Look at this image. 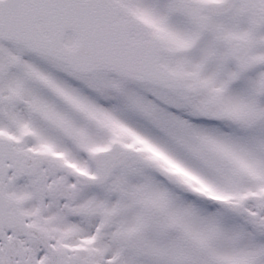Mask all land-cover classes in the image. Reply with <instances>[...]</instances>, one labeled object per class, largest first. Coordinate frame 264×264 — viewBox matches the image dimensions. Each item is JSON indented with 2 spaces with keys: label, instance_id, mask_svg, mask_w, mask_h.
<instances>
[{
  "label": "snow or ice",
  "instance_id": "snow-or-ice-1",
  "mask_svg": "<svg viewBox=\"0 0 264 264\" xmlns=\"http://www.w3.org/2000/svg\"><path fill=\"white\" fill-rule=\"evenodd\" d=\"M0 264H264V0H0Z\"/></svg>",
  "mask_w": 264,
  "mask_h": 264
}]
</instances>
